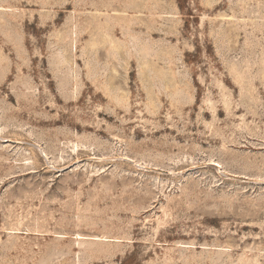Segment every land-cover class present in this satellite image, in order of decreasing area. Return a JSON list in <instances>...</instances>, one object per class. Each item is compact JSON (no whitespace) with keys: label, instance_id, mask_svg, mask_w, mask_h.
<instances>
[{"label":"rangeland","instance_id":"1","mask_svg":"<svg viewBox=\"0 0 264 264\" xmlns=\"http://www.w3.org/2000/svg\"><path fill=\"white\" fill-rule=\"evenodd\" d=\"M0 264H264V0H0Z\"/></svg>","mask_w":264,"mask_h":264}]
</instances>
